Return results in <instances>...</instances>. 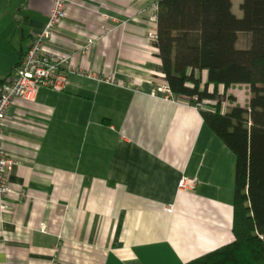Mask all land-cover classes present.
<instances>
[{
    "label": "crops",
    "instance_id": "0c3cea01",
    "mask_svg": "<svg viewBox=\"0 0 264 264\" xmlns=\"http://www.w3.org/2000/svg\"><path fill=\"white\" fill-rule=\"evenodd\" d=\"M159 1L72 0L47 50L77 72L62 93L15 102L2 128L16 164L0 264H184L233 242L235 156L188 100L154 94ZM51 4L0 0V90ZM235 88L222 91L237 101Z\"/></svg>",
    "mask_w": 264,
    "mask_h": 264
},
{
    "label": "trees",
    "instance_id": "16d2710c",
    "mask_svg": "<svg viewBox=\"0 0 264 264\" xmlns=\"http://www.w3.org/2000/svg\"><path fill=\"white\" fill-rule=\"evenodd\" d=\"M240 9L238 17L233 0L158 3L154 46L169 93L196 107L235 156L234 240L184 264H264V0H243ZM241 33L250 35L246 48L237 46ZM234 85L248 86V103L229 95L221 114L219 87ZM204 100L216 101V112L201 108Z\"/></svg>",
    "mask_w": 264,
    "mask_h": 264
},
{
    "label": "built area",
    "instance_id": "2783aa9c",
    "mask_svg": "<svg viewBox=\"0 0 264 264\" xmlns=\"http://www.w3.org/2000/svg\"><path fill=\"white\" fill-rule=\"evenodd\" d=\"M71 3L72 0H52L47 23L40 31L34 33L29 50L20 63L13 69L0 90L1 211L8 208L7 199L13 192L9 183V173L16 164L2 145V128L12 106L17 101L33 103L42 88L50 89L56 93L64 92L69 84L68 75L72 72H77L69 55L53 54L47 50L48 43L54 40L57 29L66 18L67 10ZM155 22H157V18H155ZM98 39L99 37L88 38L82 50L87 52L90 46ZM148 39L153 43L156 42L157 32L151 30L148 33ZM162 76L164 79V75ZM97 79L111 84L123 85V83L117 81L114 77H108L106 79L97 77ZM221 87L224 89L223 86ZM154 94H164L165 98L174 99L168 91L166 81L158 84L154 90ZM220 94L224 95V92L221 91ZM225 98L221 104V114H225L229 108L228 96L226 95ZM195 100H197V97H195ZM216 105V101L204 100L200 104V107L216 112ZM195 185V179L182 177L179 182V189L191 190ZM171 211L172 209H169V212Z\"/></svg>",
    "mask_w": 264,
    "mask_h": 264
},
{
    "label": "rangeland",
    "instance_id": "374dc122",
    "mask_svg": "<svg viewBox=\"0 0 264 264\" xmlns=\"http://www.w3.org/2000/svg\"><path fill=\"white\" fill-rule=\"evenodd\" d=\"M243 0H233V8H234V12L241 17L242 16V11L240 9V4L242 3ZM250 43V35L247 33H241L239 35V40H238V47L239 48H246L249 46ZM235 86V85H234ZM220 91H222V88H220ZM231 91H237L242 93V95H240V97L238 98V100L236 102H238L240 105H246L248 103V99L250 98V90L247 86L245 85H236L235 89H231ZM224 92L227 96H229L230 94H227L224 90L222 91ZM221 93V92H219ZM234 93V92H233ZM225 95V96H226ZM226 99V98H225ZM174 100V99H171ZM230 105V103H229Z\"/></svg>",
    "mask_w": 264,
    "mask_h": 264
}]
</instances>
